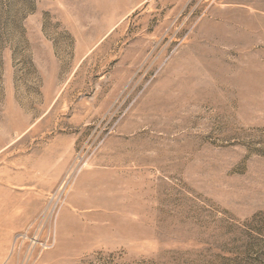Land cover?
I'll return each mask as SVG.
<instances>
[{
	"label": "rangeland",
	"instance_id": "obj_1",
	"mask_svg": "<svg viewBox=\"0 0 264 264\" xmlns=\"http://www.w3.org/2000/svg\"><path fill=\"white\" fill-rule=\"evenodd\" d=\"M0 264H264V0H0Z\"/></svg>",
	"mask_w": 264,
	"mask_h": 264
}]
</instances>
